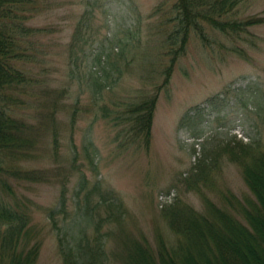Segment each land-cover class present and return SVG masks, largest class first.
<instances>
[{"label":"rangeland","instance_id":"rangeland-1","mask_svg":"<svg viewBox=\"0 0 264 264\" xmlns=\"http://www.w3.org/2000/svg\"><path fill=\"white\" fill-rule=\"evenodd\" d=\"M162 1L65 0L50 4L37 19L42 27H48V32L39 36L42 51L47 53L44 64L33 71L50 86L44 82L37 90L40 98L31 105L48 109L53 99L63 108L53 121L42 113L34 114V123L42 127L37 135L36 160L30 165L44 168L46 181L20 188L35 201L33 221L43 230L37 264H65L46 212L56 205L63 182L69 189L68 220L76 208L75 192L81 177L89 180L88 188L100 181L102 189H114L122 196L128 212L120 224L109 226L108 264H126L127 241L144 237L155 245L159 233L173 238L162 216L165 204L182 199L201 211L205 209L204 197L221 205L223 194L231 199L234 194L241 200L254 197L226 145L252 142L264 152V24L250 28L253 35L248 37L255 45H246L248 56L244 58L227 51L225 45L230 42L223 37L211 50L200 40L191 39L186 54L176 64L170 92H162L158 100L150 151L119 150L115 141L118 127L102 117L92 100L91 57L102 46H115V36L124 42L135 36L140 43L130 54L126 46L133 62L129 65L121 60L123 76L117 86L104 91V102L112 108L115 101H135L160 80L159 67L168 61L157 48L158 32L163 31L157 5ZM262 11L264 0H242L239 5L242 17ZM120 50L112 48L114 55ZM249 86L260 87V91ZM64 88L68 94L62 97L58 91ZM226 89L220 97L224 125L206 124L205 129L210 130L201 138L179 127L186 110L203 106L207 98ZM252 89L256 91L253 94ZM207 112L212 114L211 120L217 113L211 107ZM55 128L61 141L57 152L52 144ZM90 140L98 147L96 153L89 146ZM68 229L72 232L70 226ZM237 250L248 264H264L260 255L253 261L241 248Z\"/></svg>","mask_w":264,"mask_h":264},{"label":"trees","instance_id":"trees-1","mask_svg":"<svg viewBox=\"0 0 264 264\" xmlns=\"http://www.w3.org/2000/svg\"><path fill=\"white\" fill-rule=\"evenodd\" d=\"M64 1L0 0V264H37L41 254L43 230L33 221L32 205L36 203L20 188L46 181V170L30 165L36 160L40 140L37 135L42 127L39 122L34 123V114L42 113L53 121L63 109L53 99L48 109L32 106L31 102L40 98L37 90L44 82L48 84L33 71L44 64L47 53L42 51L39 36L48 32V27H42L37 19L50 9V4ZM241 2L164 0L159 3L157 11L163 31L158 32L160 45L157 48L163 50L160 52L168 61L159 67L160 80L135 101H115L111 104L115 107L111 108L103 96L106 89L120 82L123 76L121 60L129 65L133 62L126 54V46L130 54L140 39L135 40L134 36L124 42L115 36L112 39L115 46L109 49L102 46L92 55L89 72L92 100L102 117L118 127L115 141L119 149L150 151L158 100L162 92H170L176 64L186 54L192 38L211 50L223 37L230 42L227 45L219 41L221 45L226 44L227 51L243 58L248 56L246 45H255L248 37L253 35L250 28L264 24V11L242 17L239 14ZM115 47L121 50L114 55L112 48ZM250 88L260 90V87ZM253 89L251 94L256 92ZM228 90L209 97L203 106L189 108L181 117L179 127L201 138L210 130L205 129L206 124L224 125L226 117L221 115L220 97ZM58 92L65 97L68 88ZM207 107L217 111L213 120L210 119L212 114L205 113ZM76 112L77 109L72 112L73 125ZM60 142L59 130L55 128L52 144L56 152ZM89 142L96 153L97 147L92 140ZM226 148L230 158L242 168L244 180L254 197L241 200L234 194L230 195L232 199L223 194L221 205L203 196L205 209L201 211L182 199L165 204L162 216L173 238L159 233L155 245L144 237L127 241L126 264H248L239 255L238 248L253 261L256 254L264 259V152L252 142L238 143L234 147L226 145ZM87 182V178L81 177L75 192L76 208L69 220L66 182L62 183L56 205L46 210L48 222L57 233L59 252L65 264H108L109 226L120 224L128 212L116 190L102 189L100 181L88 188Z\"/></svg>","mask_w":264,"mask_h":264}]
</instances>
